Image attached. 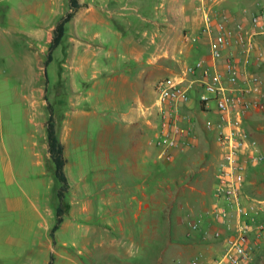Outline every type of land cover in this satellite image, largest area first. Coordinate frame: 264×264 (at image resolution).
I'll return each mask as SVG.
<instances>
[{
    "label": "rangeland",
    "instance_id": "374dc122",
    "mask_svg": "<svg viewBox=\"0 0 264 264\" xmlns=\"http://www.w3.org/2000/svg\"><path fill=\"white\" fill-rule=\"evenodd\" d=\"M41 1L45 11L46 0ZM86 1L98 5L99 20L85 23L81 18L70 24L68 31L77 32L88 40V34L99 32L96 40L91 41L103 42L104 46L87 51L86 44H83L80 53L87 57L95 50L116 55L117 50L127 49L128 39L133 41L132 38L142 35L146 28L152 29L151 22L144 19L151 17L152 0H130L132 5L141 3L142 7H126L125 14L114 12L113 17L105 9L100 10L101 3L107 0ZM110 2L116 6L117 0ZM8 3L0 8V131L13 158V180L8 182L4 169L0 167V264H46L51 255H54L53 264H118L117 258L139 264H163L158 261L161 248H157L156 260H153V248L144 245L143 234L138 231L153 218L152 206L150 214L141 211L135 215L139 209L138 198L151 199L143 195L142 185L150 194L155 187L157 224L161 229H167L171 224L177 227L181 239L189 236L197 239L188 222L198 218L211 205V191L214 189L207 184L211 179H199V190L187 186L185 183L196 185V182L194 179H179L184 170L180 165L187 159L195 165L210 159L213 163L206 171L214 172L215 159L211 158L212 150L207 142L210 136L206 137L200 130L201 145L203 148L207 146L200 154L192 153L187 157V153H182L172 161L160 160L156 167L157 179H135L129 168L121 163L123 153L130 145L127 131H122L120 121L112 123V117L118 114L116 109L122 104L114 103V98L107 104L101 103L99 96L89 94L90 89L104 80L103 74L94 73L91 62L79 61L81 68L77 69L78 61H68V41L60 50L66 54L46 63L50 42L38 37L39 0H9ZM250 3L251 8L241 10L243 16L249 17L264 0ZM171 9L173 16L181 9L184 16L194 17L197 22L202 16V11L195 8L192 0H171ZM51 18V15L46 16L45 20ZM197 22L189 20L183 29L187 28L189 35L196 34ZM183 29L181 26L178 32L182 33ZM183 37L182 41L194 43ZM256 47H264V37L259 38ZM208 51L205 48L203 54ZM99 55L97 58L100 59ZM249 58L264 82V62L255 57V52H251ZM182 59L185 57L182 56L180 65L177 64L179 69L183 67ZM157 83L151 103L157 95ZM99 90L100 85H96V91ZM49 102L54 108L58 134L66 143L68 162L65 168L71 183L63 200L64 220L54 238L50 230L57 217L59 181L54 174L46 140ZM200 114L204 119H217L213 112ZM66 120L67 125L72 126L69 130L65 128ZM106 123L109 125L107 129ZM245 124L250 130L254 129L253 125H264V109L255 112ZM32 133L35 134L32 136ZM211 135L214 137L215 129L211 130ZM34 140L36 143L33 144ZM106 148L109 158L106 157ZM213 182L216 183V179ZM113 186H116L115 190ZM201 189L207 192L203 193ZM112 191L116 192L112 201L105 200ZM133 194L137 197L133 198ZM176 214L181 216V221L176 219ZM121 224L125 230L120 233ZM157 236L158 244L159 240L164 241L165 232H157ZM119 242L123 244L117 247ZM176 251L171 249L172 253ZM192 252L194 255L201 253ZM255 259V264H264V256ZM182 262L186 261L175 254L166 264Z\"/></svg>",
    "mask_w": 264,
    "mask_h": 264
},
{
    "label": "crops",
    "instance_id": "0c3cea01",
    "mask_svg": "<svg viewBox=\"0 0 264 264\" xmlns=\"http://www.w3.org/2000/svg\"><path fill=\"white\" fill-rule=\"evenodd\" d=\"M9 1V0H8ZM7 0H0V8L4 5H9ZM83 4L77 9L74 16L66 23L65 34L62 38L60 44L53 50L51 61L57 59L59 55H65L66 53L60 52L62 44L68 41V53L66 55L68 61H80L91 62L94 68V73H102L104 80L100 82V90L96 91V85L94 89L89 90V94L92 96H99L101 103H108L109 99H116L114 103L122 104L120 108H117L118 114L112 117V123L121 122L122 131L128 134L130 145L123 153L124 159H122V164L127 166L129 170L133 173L135 179H157L156 167L160 160L157 158L158 148L150 143V139L156 134V124L157 117L152 113V98L157 81L163 78L165 75H170L174 71L178 70L177 64L180 65V59L182 56V64L186 61H193L197 57L204 53L205 48L208 47V42L206 39H202L199 42H194L188 44L182 41V37L185 38V34L188 33V29L183 27L184 23L189 22L196 23V18L191 16H184L179 9L173 16V10L171 9V0H152L151 7V17H144V19L149 20L152 24V29L147 28L143 31L142 35H137L136 38H132L133 41L128 39L126 44V50L116 51V55H112L111 52H104L101 54V50H95L89 57L86 54L80 53V48L83 44L85 45V50L90 48H101L104 46L103 42H93L91 39H95L99 35V32H95L93 35L88 34L87 38H83L80 34L72 33L68 31V26L72 23L78 22L81 18H84L86 22L98 21V5L95 2H87L86 0H80ZM113 1V0H110ZM110 1H105L104 4L101 3V9H105L109 12V15L113 17L114 12H118L120 15L125 14L123 10L127 8L142 7L141 3L137 5H132L130 0H117L116 6H114ZM252 0H192L195 4V8L202 11V8H207L212 11H227L233 15L236 19L243 18L241 13L243 8H251ZM45 11H43V2L39 0V40L45 39L47 42H51L54 34V28L57 22L61 19L67 11L71 9L70 0H46ZM4 6V7H5ZM114 6V7H113ZM51 15V20H45L46 16ZM103 21V19L101 20ZM198 23V31H200L203 24V14L200 17ZM46 24V25H44ZM182 26L183 32L179 33L178 28ZM180 31V30H179ZM197 31V32H198ZM185 32V33H184ZM196 32V33H197ZM183 34V36H182ZM148 36V37H147ZM104 40V39H102ZM186 41V39H185ZM97 46V47H96ZM149 48L147 51L146 49ZM200 53V54H199ZM100 54V55H99ZM101 57L100 59L97 58ZM199 55V56H198ZM80 62L77 69H80ZM253 66V65H252ZM105 89V90H104ZM73 91H78V89H73ZM151 103V104H150ZM200 109V110H199ZM263 109H256L251 112L247 118L250 119L255 112L262 111ZM200 111V112H199ZM183 112L186 118L183 119L184 123L191 122L194 123L195 128L198 130L199 138L197 147L190 148L185 152L187 157L192 153H201L202 149L206 150L207 146L201 145L202 138L200 137L201 123L204 118L201 116V112H213L214 115L217 114L214 110H201L199 104V93L198 91H193L191 101L183 107ZM67 120L65 121V128L69 130L72 127L70 124L67 125ZM253 125V124H252ZM1 127V126H0ZM109 127L106 123L105 128ZM252 134L256 139L258 146L264 151V125H253ZM35 133H32L33 136ZM205 136H210L211 139L207 140L210 147L211 158L215 159L214 165L216 169V164L219 160V150L218 153L215 152L217 148L219 149L218 143L215 137H212L211 132H204ZM0 131V167L5 171L7 176V181L11 182L13 180V158L10 149L6 142L1 137ZM63 142L64 139L61 137ZM36 143L34 140L33 144ZM66 150V143H65ZM106 153L108 156V149L106 148ZM212 158V159H213ZM210 159H205L199 161L198 165H195L192 161L188 159L184 161L180 166L183 167V171L180 173L179 179H194L195 184L185 183L187 186H195L196 189H200L197 185L200 183L199 179H211L208 180V185L211 190L214 189L215 183L213 182L215 178V169L213 171H206L211 168L213 162H209ZM68 162V161H67ZM137 177V178H136ZM167 179L171 177H166ZM70 179V177H69ZM142 185V184H141ZM71 187V183H70ZM253 187L255 190H253ZM113 190L116 186H113ZM142 193L148 199L151 198V202L144 201L142 197L138 198L139 205L138 211L135 215L138 216L141 211L149 212L152 206V219H148L146 225H144L142 230H138L143 234L144 245L148 246L150 249L153 248L152 258L156 260L157 248H161L160 255L158 256V261L163 264L169 263L173 256H178L182 264H188L191 258L194 256L192 251H200L204 254L206 259L213 258L214 256L220 254L224 250V240L215 239L210 236L207 239L201 237L200 231H195L194 236H198L197 239H192L193 236L187 238H180L179 231L177 227L169 224L167 229H161L157 224V209H156V195L155 187L153 191L149 192L146 186L142 185ZM203 193L206 190L201 189ZM245 192L250 196H264V161L250 167L246 172L245 180ZM116 192L112 191L111 195L105 198L107 201H112L113 196ZM133 198L137 195L133 194ZM215 201L213 192L211 191V204ZM175 217L178 221H181V216L176 214ZM173 219V218H172ZM152 221V222H150ZM112 224V223H108ZM208 218L205 217L203 221V226L207 227ZM108 226V225H107ZM121 232H124L125 227L121 224ZM165 232L164 241L157 244V232ZM145 233V234H144ZM147 233V234H146ZM124 240V236L122 237ZM122 240V241H123ZM116 242V238H113ZM124 242V241H123ZM123 243H117V247ZM177 249L176 253H172L171 249ZM257 254L255 257L264 256V241L256 249ZM241 264H255L256 259ZM118 259V264H139V262L134 263L129 259Z\"/></svg>",
    "mask_w": 264,
    "mask_h": 264
},
{
    "label": "built area",
    "instance_id": "2783aa9c",
    "mask_svg": "<svg viewBox=\"0 0 264 264\" xmlns=\"http://www.w3.org/2000/svg\"><path fill=\"white\" fill-rule=\"evenodd\" d=\"M202 14L200 31L186 33L185 39H206L209 51L158 81L152 106L157 130L150 143L166 161L197 146L199 134L194 123L183 122V107L191 101L193 91L199 93L201 110L216 112V120L201 123L205 133L215 129L219 146L215 201L188 224L205 239L224 240V250L210 259L196 254L188 264H241L253 260L264 241V197L245 192L247 170L264 161V151L245 124L251 112L264 109V82L249 58L255 52L264 62V47H256L264 37V3L240 19L207 8H202ZM205 217L207 227L203 226Z\"/></svg>",
    "mask_w": 264,
    "mask_h": 264
},
{
    "label": "trees",
    "instance_id": "16d2710c",
    "mask_svg": "<svg viewBox=\"0 0 264 264\" xmlns=\"http://www.w3.org/2000/svg\"><path fill=\"white\" fill-rule=\"evenodd\" d=\"M71 9L57 22L54 28L53 38L49 45V57L46 61L48 63L52 58L53 50L60 44L65 34L66 23L74 16L77 9L83 4L80 0H70ZM49 116L46 121V140L48 144V151L53 162L54 174L59 181L57 196L59 204L56 208V221L51 227L50 235L54 238L56 230L60 227L64 220V206L63 200L70 188L69 176L66 172L67 157L65 154V143L61 139L57 131V119L55 116L52 103H48ZM54 255H51L50 260L46 264H53Z\"/></svg>",
    "mask_w": 264,
    "mask_h": 264
}]
</instances>
